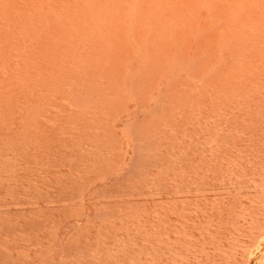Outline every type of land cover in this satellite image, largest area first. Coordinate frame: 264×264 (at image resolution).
Masks as SVG:
<instances>
[{
    "label": "rangeland",
    "instance_id": "374dc122",
    "mask_svg": "<svg viewBox=\"0 0 264 264\" xmlns=\"http://www.w3.org/2000/svg\"><path fill=\"white\" fill-rule=\"evenodd\" d=\"M263 231L264 0H0V264H264Z\"/></svg>",
    "mask_w": 264,
    "mask_h": 264
},
{
    "label": "bare ground",
    "instance_id": "6f19581e",
    "mask_svg": "<svg viewBox=\"0 0 264 264\" xmlns=\"http://www.w3.org/2000/svg\"><path fill=\"white\" fill-rule=\"evenodd\" d=\"M263 232H264V231H263ZM261 234H262V233H261ZM261 234H260V236H261ZM260 236H259V237H260ZM259 240H260V239H259ZM259 240H258V241H259ZM258 241H257V242H258ZM257 242L255 241V243H257ZM255 246H256V245H255ZM255 246H254V248H255ZM261 251H262V250H261ZM262 254H263V253H262ZM258 255H260V253H259ZM258 255H257V257H258ZM261 257H262V256H261ZM263 257H264V256H263ZM255 258H256V257H255ZM249 262H250V261H249Z\"/></svg>",
    "mask_w": 264,
    "mask_h": 264
}]
</instances>
